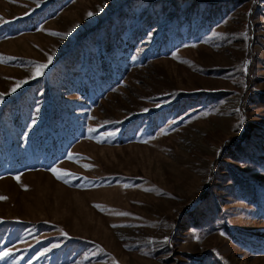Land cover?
Segmentation results:
<instances>
[{
  "label": "rangeland",
  "instance_id": "rangeland-1",
  "mask_svg": "<svg viewBox=\"0 0 264 264\" xmlns=\"http://www.w3.org/2000/svg\"><path fill=\"white\" fill-rule=\"evenodd\" d=\"M0 94V264H264V0H0Z\"/></svg>",
  "mask_w": 264,
  "mask_h": 264
},
{
  "label": "snow or ice",
  "instance_id": "snow-or-ice-1",
  "mask_svg": "<svg viewBox=\"0 0 264 264\" xmlns=\"http://www.w3.org/2000/svg\"><path fill=\"white\" fill-rule=\"evenodd\" d=\"M88 15H92V13H89ZM53 35H60V34H58V33H53ZM49 62H50V61H49ZM47 66H48L47 64L37 63V64L35 65V70L32 72V78L35 79L36 77L43 75V70H44L45 68H47ZM246 70H247V69H245V71H246ZM23 83H27V80L22 81V82H18L17 85H16V87H13V88H12V91L15 92L16 89H17V87L21 86V84H23ZM2 95H3V94H0V96H2ZM37 111H39V109H37ZM90 131H92V130L90 129ZM109 135H111V134H109ZM69 158H71V155H70ZM51 171H52L54 174H56L57 179H64L65 176L72 175L71 173H69V172H67V171H65V172L63 173V175H61L60 172H59L57 169H55V168H53ZM16 179L19 181V177H16ZM66 182H67V181H66ZM0 199H6V197H0ZM97 207H99V206H97ZM118 214H119V215H128L127 213H118ZM114 227H115V225H114ZM65 235H66V233H65ZM164 242L167 243V242H168L167 239H165ZM8 255H10V252H5V253H3L2 256H0V258L6 257V256H8Z\"/></svg>",
  "mask_w": 264,
  "mask_h": 264
}]
</instances>
